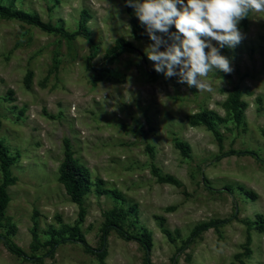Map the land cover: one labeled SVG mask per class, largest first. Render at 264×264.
<instances>
[{"label": "rangeland", "instance_id": "374dc122", "mask_svg": "<svg viewBox=\"0 0 264 264\" xmlns=\"http://www.w3.org/2000/svg\"><path fill=\"white\" fill-rule=\"evenodd\" d=\"M0 5L70 33L84 16L86 32L68 41L0 16V140L13 178L5 208L13 228L7 231L5 223L0 234L32 257L13 255L0 239V264H143L139 243L112 229L102 261L77 241L46 245L77 224L85 242L98 248L105 214L113 207L127 211L119 223L129 233L150 234L152 264H264L261 14L241 20L239 45L220 49L233 71L210 72L203 79L212 92H199L154 70L144 52L151 43L145 27L123 0H0ZM119 38L136 51L105 61ZM234 86L241 92L238 123L227 98ZM200 110L212 112L220 144L194 117ZM65 139L84 172L81 220L58 180ZM175 141L187 145V155ZM152 166L178 185L159 182ZM201 224L215 225L188 240Z\"/></svg>", "mask_w": 264, "mask_h": 264}, {"label": "clouds", "instance_id": "9594fccd", "mask_svg": "<svg viewBox=\"0 0 264 264\" xmlns=\"http://www.w3.org/2000/svg\"><path fill=\"white\" fill-rule=\"evenodd\" d=\"M151 41L144 52L154 70L165 78L212 92L203 79L210 72L233 71L220 49L235 48L244 38L238 25L244 18L261 14L264 0H126ZM174 26L176 31H170ZM212 41L218 44L214 46ZM163 46V50H161ZM207 49V51H205Z\"/></svg>", "mask_w": 264, "mask_h": 264}, {"label": "trees", "instance_id": "16d2710c", "mask_svg": "<svg viewBox=\"0 0 264 264\" xmlns=\"http://www.w3.org/2000/svg\"><path fill=\"white\" fill-rule=\"evenodd\" d=\"M123 1L127 9L130 10L131 7L128 6L126 0ZM0 16L6 18H15L27 24L34 25L40 28L41 30L43 29V31L45 32L59 34L61 37L65 38L68 41H71L78 34L86 35L85 27H84L85 24L84 16L80 19L78 30L72 33L67 32L60 27L54 26L49 22H43L35 15H32L31 13L23 10H12L6 6L0 5ZM131 24L133 27L132 30L134 34L137 35V26L135 24L134 19H131ZM174 31H176V29ZM134 51H136V48L131 43L126 42L123 39L119 38L115 41L114 45L106 51L104 55V60L107 62H111L123 52H134ZM227 98H228V106L232 112L233 118L238 123L241 115V111H240L241 92L238 90L237 86H234L231 89V92L228 94ZM194 117L200 123H202L208 129V131L210 130L213 133L218 143L220 144L221 137L218 130L214 126L212 112L207 110H200L199 112L194 114ZM63 142H64V157L59 166L58 180L63 185L65 192L68 194L72 202L78 205L80 212L79 219L81 220L84 213V209L81 204V197L83 194L84 187L86 186L83 167L80 166L77 160L73 157L68 140L65 139ZM174 144L183 155L188 154V148L186 144L180 141H175ZM247 153L255 155L251 151H248ZM10 160L11 159L6 154L3 141L0 140V169L3 175V181L0 183V228L3 227L5 223H7L8 224L7 231L12 230L13 228V224L8 223V220L5 218V208L7 207L9 202V195L6 191V186L13 182V178L10 176L8 170ZM151 174L154 177H156V179L159 182L178 185V182L173 177L161 175L158 169L154 166L151 167ZM126 213L127 211L122 209L121 207H113L109 211V213L105 214L104 222L101 227V245L98 248L94 249L85 242L83 237L79 234L80 230L77 224H75L74 226L68 229L67 236L62 237L59 240L53 242L48 241L46 242V245H49L50 249H52L54 245L59 241H67V240L77 241L81 243V245L87 252L96 255L99 261H102L106 253L104 242L109 230L112 229L122 239L137 241L144 251L143 264H152V262L150 261V254H149L151 247L150 234L148 232H143L141 234H131L126 229H124L122 225L119 223V221L125 217ZM214 225L215 224H201L197 226L188 240L195 238L199 233ZM0 239L3 240L5 247L13 255L20 257L23 260L32 258L29 257L10 238L2 236L0 234ZM32 239L33 242L35 243L38 242L37 235L34 232L32 233ZM246 243L247 244L249 243L248 238L246 240ZM245 251H248V249H246ZM240 264H242V261H240Z\"/></svg>", "mask_w": 264, "mask_h": 264}]
</instances>
